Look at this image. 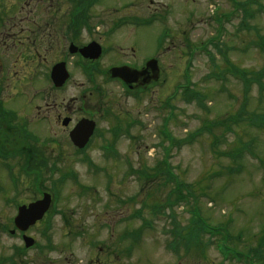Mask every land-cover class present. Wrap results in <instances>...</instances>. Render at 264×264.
<instances>
[{"label": "rangeland", "instance_id": "obj_1", "mask_svg": "<svg viewBox=\"0 0 264 264\" xmlns=\"http://www.w3.org/2000/svg\"><path fill=\"white\" fill-rule=\"evenodd\" d=\"M159 1L166 4L176 1L178 6L172 5L173 12L165 16L166 20L153 23L155 33L162 32L165 27L173 29L175 35L186 31V39L193 51L190 61L180 66L166 64L169 70L167 81L159 90L155 89L156 93L151 97L150 103L154 101L155 105L150 104L151 107L147 108L144 101L137 103L132 100L122 104L123 113L130 116L127 120H136L139 124L130 131L131 137H136V140L130 142L129 137H122V140L120 138L113 145L118 161L105 160L104 151L97 147L87 153L97 166L95 170L85 163L81 164L76 157L69 156L59 161L60 167L72 165L80 184L90 187L92 191L85 194L68 182L60 192L57 206H53L51 215L46 220L47 227L46 222H39L28 232L41 247L28 249L26 256L22 235L16 233L12 237L1 229L5 225L11 229L12 219L17 211L16 203L21 199L27 203L37 199L40 191L51 189V178L56 179L59 174L51 178L47 176L52 158H56L58 154L52 146L41 151L49 167H44L40 177V191L33 185L32 176L26 175L22 177L24 186L18 188L19 193H16L11 172L7 169L0 170V264H248L244 262L248 259L247 253L256 248L264 249V128L244 124L234 126L233 132L221 137L215 148L212 143L214 136L220 137L222 134L220 128L214 130L216 135L206 133L204 138L186 143L190 139L186 138L190 133L207 121L206 125L213 120H225V115L229 112L236 113L245 100V90L238 80L239 77L232 76L227 71L226 79L219 80L218 71L230 67L231 62L232 66L235 64L247 71L264 69V53L254 43L258 32L264 34V0H194L190 11L195 13L189 24L186 21L187 14L182 12L183 1ZM139 3L142 5L139 8L143 11L139 15L149 16L150 12L145 11L149 0H140ZM241 3H245L247 10H251L248 16L244 7L238 6ZM216 17H220V23L215 21ZM250 26L258 29L256 34L249 29ZM216 36H220L218 42H222L221 46L225 48L226 57L229 58L225 61L220 55H215V59L210 61L207 55V50L217 54L209 44L211 39L217 40ZM170 40H167V45ZM151 46L148 47L150 50ZM190 63V77L187 79L193 83L194 89L205 94L204 104L207 109H201L195 101L186 102L182 90L177 88L186 83L187 79L184 80L182 76ZM75 80L76 83L83 82L79 76ZM76 93L70 87L68 92L57 97L47 96L46 102L41 101L40 97H26L33 103L27 104V99L20 101L25 104L26 109L19 108V116L32 121L35 116L33 106L50 105L48 107L55 111V105H70L68 99L77 96ZM257 93L258 87L254 85L249 93L247 109L256 111L257 108L259 112H264V103L261 104L262 107L258 106ZM6 99L11 100L10 97H5ZM78 106L79 104L76 105ZM231 106L233 109L229 111ZM56 113L57 111L55 115ZM168 118L169 123L165 125ZM30 126L29 130L41 142L51 136L62 135L61 128L54 120L51 124L32 122ZM164 126L176 143L170 145L169 140H166L168 138L161 133ZM100 127L108 132L107 128L111 126L109 122L100 121ZM109 138L108 132L106 139ZM241 147H244L242 156L236 159L227 156V153ZM166 162L179 176L178 183L186 184V187L196 193L183 206H175L172 210H159L163 214L158 215L151 212V209L154 205H161L162 201L166 202L169 188H174V184L163 186L161 181L151 185L149 181L153 178L154 170L164 168L166 164H163ZM18 164L27 171L33 168L30 163L20 159ZM104 167H108L106 171ZM137 169L140 170L143 180L132 173ZM106 174L113 175L110 186ZM145 183L150 189H145L141 198L137 199V192ZM148 195L152 197L148 198ZM16 196L18 202L14 199ZM119 200L126 203L121 204ZM141 203L147 208L142 209V219H134ZM171 214L176 216L180 227L189 225L193 216L199 215L209 226L218 228L221 233L211 237L201 233L199 241L187 253L184 241L175 238L172 233L175 226L170 222ZM64 216L68 221L64 220ZM142 225L145 229L141 242L130 249V240L123 238L124 232ZM44 227L48 228L46 234ZM230 234L232 241L226 240L224 243L244 255L241 262L232 257L225 260L219 253L217 242ZM250 258L253 259L252 264H264V251L257 258Z\"/></svg>", "mask_w": 264, "mask_h": 264}, {"label": "flooded vegetation", "instance_id": "obj_2", "mask_svg": "<svg viewBox=\"0 0 264 264\" xmlns=\"http://www.w3.org/2000/svg\"><path fill=\"white\" fill-rule=\"evenodd\" d=\"M128 4L127 0H0V96L12 101L44 99L73 87L77 96L68 99L73 107L55 105L56 115L50 105L33 109L35 120H54L61 128V142L70 141V132L83 119L96 123L95 135L100 121L111 126L115 118L127 116L122 104L129 100L128 94L139 95L154 83L148 63L159 57L154 32L121 20L133 12L129 16L136 21L143 12L137 0L130 2L132 8ZM173 60L167 57L164 62ZM118 67L137 71V83L127 86L111 78V69ZM163 72L159 70V78ZM65 74V85L56 87L53 76L61 79ZM78 76L82 83L75 82Z\"/></svg>", "mask_w": 264, "mask_h": 264}, {"label": "water", "instance_id": "obj_3", "mask_svg": "<svg viewBox=\"0 0 264 264\" xmlns=\"http://www.w3.org/2000/svg\"><path fill=\"white\" fill-rule=\"evenodd\" d=\"M37 217V212L34 211L31 214L25 212V209H20V213L18 218L16 219V224L21 229H26L30 225V223L33 221V219ZM32 219V220H31ZM31 220V221H30ZM33 223V222H32ZM33 242L29 239H27V245L30 246Z\"/></svg>", "mask_w": 264, "mask_h": 264}, {"label": "trees", "instance_id": "obj_4", "mask_svg": "<svg viewBox=\"0 0 264 264\" xmlns=\"http://www.w3.org/2000/svg\"><path fill=\"white\" fill-rule=\"evenodd\" d=\"M263 44H264V41L259 38V46L262 48L263 47ZM261 77H264V73H260Z\"/></svg>", "mask_w": 264, "mask_h": 264}, {"label": "bare ground", "instance_id": "obj_5", "mask_svg": "<svg viewBox=\"0 0 264 264\" xmlns=\"http://www.w3.org/2000/svg\"><path fill=\"white\" fill-rule=\"evenodd\" d=\"M153 34V32H151Z\"/></svg>", "mask_w": 264, "mask_h": 264}]
</instances>
